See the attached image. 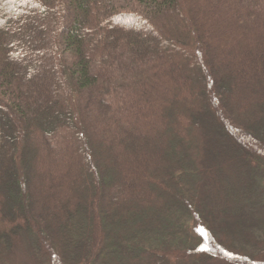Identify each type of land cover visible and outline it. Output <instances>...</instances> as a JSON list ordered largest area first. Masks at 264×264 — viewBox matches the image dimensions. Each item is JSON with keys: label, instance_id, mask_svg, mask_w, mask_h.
Segmentation results:
<instances>
[{"label": "trees", "instance_id": "trees-1", "mask_svg": "<svg viewBox=\"0 0 264 264\" xmlns=\"http://www.w3.org/2000/svg\"><path fill=\"white\" fill-rule=\"evenodd\" d=\"M258 58L264 0H0V264H264Z\"/></svg>", "mask_w": 264, "mask_h": 264}, {"label": "rangeland", "instance_id": "rangeland-1", "mask_svg": "<svg viewBox=\"0 0 264 264\" xmlns=\"http://www.w3.org/2000/svg\"><path fill=\"white\" fill-rule=\"evenodd\" d=\"M128 22V20L127 21H125V23H127ZM130 23V22H129ZM252 67H254L255 69H257L258 71H260V72H264V58H258V59H255L254 60V62H252ZM195 77H196V79L199 81V78H201V76H202V74L201 73H199L198 75H197V73H195ZM197 81V82H198ZM200 88H201V86L200 85H198ZM199 88V89H200ZM221 103H222V101H220ZM226 101H224L223 100V104L225 103Z\"/></svg>", "mask_w": 264, "mask_h": 264}]
</instances>
